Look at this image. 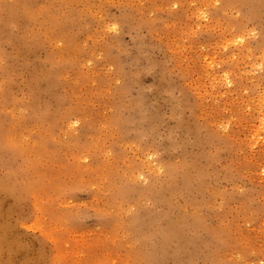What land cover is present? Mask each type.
I'll use <instances>...</instances> for the list:
<instances>
[{
    "label": "rangeland",
    "instance_id": "rangeland-1",
    "mask_svg": "<svg viewBox=\"0 0 264 264\" xmlns=\"http://www.w3.org/2000/svg\"><path fill=\"white\" fill-rule=\"evenodd\" d=\"M0 264H264V0H0Z\"/></svg>",
    "mask_w": 264,
    "mask_h": 264
},
{
    "label": "bare ground",
    "instance_id": "bare-ground-1",
    "mask_svg": "<svg viewBox=\"0 0 264 264\" xmlns=\"http://www.w3.org/2000/svg\"><path fill=\"white\" fill-rule=\"evenodd\" d=\"M137 180V179H136Z\"/></svg>",
    "mask_w": 264,
    "mask_h": 264
}]
</instances>
